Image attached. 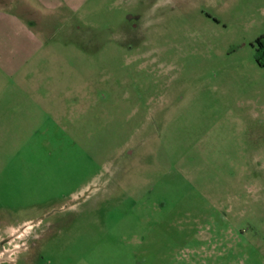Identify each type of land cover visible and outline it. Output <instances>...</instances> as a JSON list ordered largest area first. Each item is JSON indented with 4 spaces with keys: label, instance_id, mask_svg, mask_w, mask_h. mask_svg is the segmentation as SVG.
<instances>
[{
    "label": "rangeland",
    "instance_id": "obj_1",
    "mask_svg": "<svg viewBox=\"0 0 264 264\" xmlns=\"http://www.w3.org/2000/svg\"><path fill=\"white\" fill-rule=\"evenodd\" d=\"M10 1L0 264H264V0Z\"/></svg>",
    "mask_w": 264,
    "mask_h": 264
},
{
    "label": "crops",
    "instance_id": "obj_2",
    "mask_svg": "<svg viewBox=\"0 0 264 264\" xmlns=\"http://www.w3.org/2000/svg\"><path fill=\"white\" fill-rule=\"evenodd\" d=\"M37 1L43 8L49 9L53 12H57L58 9H63L64 7L69 9H76L85 0ZM13 4L14 6H16L15 2L12 3L10 0H0V32H3L5 36L4 40H0V46L5 45L6 47H8L10 45V43L12 42L10 38L13 32L14 37L16 36L17 38L16 40H18V42H21L20 44H22V46L26 48V53L24 51L23 55H21L23 56L21 62H24L26 60L29 61L31 56L35 55L39 51L38 49L44 44L43 38L39 35V33L37 31L36 34L32 32L34 30L32 25L34 26V24L37 25V23H43V21L40 22L39 20L35 19V21L31 25L29 23L30 19L34 18L33 16H35L36 14V12L34 13V8H32V4L29 5L24 2L18 4V8L20 9V11H14L13 9H11V6ZM21 13L25 15H20ZM32 47H34V49L31 50ZM10 62H12V60L9 57L6 63Z\"/></svg>",
    "mask_w": 264,
    "mask_h": 264
},
{
    "label": "trees",
    "instance_id": "obj_3",
    "mask_svg": "<svg viewBox=\"0 0 264 264\" xmlns=\"http://www.w3.org/2000/svg\"><path fill=\"white\" fill-rule=\"evenodd\" d=\"M257 41L264 47V36H260ZM256 59L260 65L264 66V53L259 49H257Z\"/></svg>",
    "mask_w": 264,
    "mask_h": 264
},
{
    "label": "flooded vegetation",
    "instance_id": "obj_4",
    "mask_svg": "<svg viewBox=\"0 0 264 264\" xmlns=\"http://www.w3.org/2000/svg\"><path fill=\"white\" fill-rule=\"evenodd\" d=\"M257 49L261 50L264 53V47L256 40Z\"/></svg>",
    "mask_w": 264,
    "mask_h": 264
}]
</instances>
